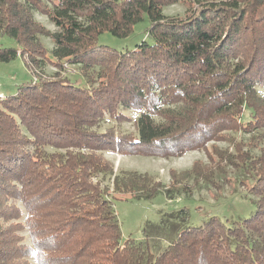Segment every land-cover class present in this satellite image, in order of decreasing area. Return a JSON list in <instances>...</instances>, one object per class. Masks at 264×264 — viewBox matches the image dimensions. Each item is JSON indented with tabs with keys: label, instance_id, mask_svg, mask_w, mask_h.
<instances>
[{
	"label": "trees",
	"instance_id": "trees-1",
	"mask_svg": "<svg viewBox=\"0 0 264 264\" xmlns=\"http://www.w3.org/2000/svg\"><path fill=\"white\" fill-rule=\"evenodd\" d=\"M179 2L186 16L163 15ZM145 19V39L134 48L97 43L104 33L127 38ZM40 37L51 39L50 56ZM0 38L15 44L0 43V63L19 58L36 78L0 97V264H264V158L238 142L235 154L215 148L212 167L196 162L179 174L219 188L215 173L232 166L251 179L254 213L178 228L157 254L147 242H121L113 203L160 192L171 199L185 186L128 171L111 187L101 182L113 172L103 151L169 158L227 133L247 135L251 148L264 141L256 90L264 87V0H0ZM43 62L79 66L85 85L47 79ZM122 111L139 113L136 135L97 131L106 115L124 120ZM178 214L187 218L186 210Z\"/></svg>",
	"mask_w": 264,
	"mask_h": 264
},
{
	"label": "rangeland",
	"instance_id": "rangeland-1",
	"mask_svg": "<svg viewBox=\"0 0 264 264\" xmlns=\"http://www.w3.org/2000/svg\"><path fill=\"white\" fill-rule=\"evenodd\" d=\"M162 12L167 17L181 19L186 16L188 11L187 5L184 2H179L164 7ZM34 18L50 32L56 31L46 16L34 13ZM147 27L148 22L145 19L134 27L133 32L127 38H117L109 33H104L98 37L97 43L116 50H130L145 39ZM40 41L50 56L53 47L51 39L40 37ZM0 43L3 46L15 45L9 38H0ZM40 72L47 79L58 75L76 85H85L77 65L61 63L59 67L56 63L43 62ZM33 79H35V75L24 67L19 58L8 63H0V90L5 94L13 93L18 85L33 81ZM256 90L264 100V87H257ZM1 93L0 97L4 96ZM122 113L126 116L124 120H114L106 115L96 128L97 131L102 133L112 129L116 134L136 135L135 121L139 113L136 111H122ZM249 120L250 111L244 109L241 121L246 123ZM227 134V139L225 137L219 141H209L206 143L205 149L188 151L179 157L127 156L111 151L102 152L103 157L113 166L112 174L101 177L103 186L111 187L115 176L119 175L121 171H128L148 175L152 181L160 182L166 187L180 188L183 185L187 190L185 192L174 190L173 195L174 192L176 195L171 199L164 192H160L150 200L133 199L126 195L114 201V210L121 231V242L128 238L137 242H147L149 250L157 254L169 241L174 239L178 228L201 226L210 217L219 218L224 223L230 224L249 218L254 213L255 205L251 198L255 199V197L249 194L252 185L251 179L244 173L234 170L232 166H226L223 174L215 173L214 178H216L219 188L208 185L204 181L195 182L193 177L183 181L186 177L181 178V174H179L189 171L196 162L205 167H212L218 161L215 156V148L218 151L224 150L235 154V149L232 146L234 142H238L239 148L247 152L251 158H264V141L256 148H251V142L247 135L240 132ZM45 150L48 153L55 152L51 148ZM210 157L213 161H210ZM238 166H240L239 163ZM172 173L175 176L179 175L171 180ZM180 210H186L187 218L178 214ZM175 217L177 220L174 219ZM158 225L161 227L157 228ZM23 234L25 243L29 244L27 233Z\"/></svg>",
	"mask_w": 264,
	"mask_h": 264
},
{
	"label": "crops",
	"instance_id": "crops-1",
	"mask_svg": "<svg viewBox=\"0 0 264 264\" xmlns=\"http://www.w3.org/2000/svg\"><path fill=\"white\" fill-rule=\"evenodd\" d=\"M0 91H1V90H0ZM1 92H3V91H1ZM1 92H0V93H1ZM1 94H3V95H8V94H12V93L5 94V93L3 92V93H1Z\"/></svg>",
	"mask_w": 264,
	"mask_h": 264
},
{
	"label": "built area",
	"instance_id": "built-area-1",
	"mask_svg": "<svg viewBox=\"0 0 264 264\" xmlns=\"http://www.w3.org/2000/svg\"><path fill=\"white\" fill-rule=\"evenodd\" d=\"M34 81H36V78H35V79H33V82H34Z\"/></svg>",
	"mask_w": 264,
	"mask_h": 264
}]
</instances>
